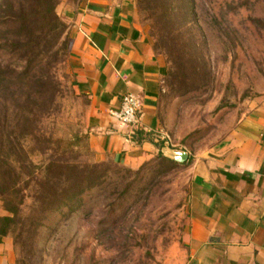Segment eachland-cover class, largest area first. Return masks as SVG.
Returning a JSON list of instances; mask_svg holds the SVG:
<instances>
[{
  "label": "rangeland",
  "instance_id": "obj_1",
  "mask_svg": "<svg viewBox=\"0 0 264 264\" xmlns=\"http://www.w3.org/2000/svg\"><path fill=\"white\" fill-rule=\"evenodd\" d=\"M80 2L57 0L61 24L42 36L26 28L19 33L0 9V36L7 40L0 45V94L15 90L27 98L28 159L101 164L103 173L80 201L68 195L59 205L50 196L39 206L32 181L19 185L14 173L0 169V192H6L0 193V216H13L3 199L19 206L3 236L8 264H180L188 219L185 164L162 154L133 166L99 158L90 145V103L76 86L66 18V9ZM137 9L164 64L161 134L170 148L209 149L264 91V0H144ZM28 38L39 43L32 46ZM14 116L5 120L0 113V148ZM90 171L83 173L97 174L95 167ZM62 175L77 177L67 168ZM52 189L48 183L43 198Z\"/></svg>",
  "mask_w": 264,
  "mask_h": 264
},
{
  "label": "crops",
  "instance_id": "obj_2",
  "mask_svg": "<svg viewBox=\"0 0 264 264\" xmlns=\"http://www.w3.org/2000/svg\"><path fill=\"white\" fill-rule=\"evenodd\" d=\"M136 2L81 0L66 9L76 86L90 103V145L99 158L133 166L184 151L170 148L161 134L164 64L139 22ZM126 93L141 102L133 126L109 114ZM185 152L188 219L180 264H264V91L218 143ZM3 242L0 264H8Z\"/></svg>",
  "mask_w": 264,
  "mask_h": 264
},
{
  "label": "trees",
  "instance_id": "obj_3",
  "mask_svg": "<svg viewBox=\"0 0 264 264\" xmlns=\"http://www.w3.org/2000/svg\"><path fill=\"white\" fill-rule=\"evenodd\" d=\"M136 3L137 7L138 5H144V0H137ZM56 4L57 0H0V9L4 13V18H7L6 21L15 25V27L19 29V33L22 29L24 30V28H26L42 36L45 32L48 33L53 28L58 29V24H61L55 12ZM143 8L148 10L145 6H143ZM1 23L2 22H0V25ZM3 23H5V21H3ZM33 39L31 38L30 40L28 38L27 43L32 44V41L35 45L39 43L36 39ZM6 42L7 40L3 38V36H0V45L6 44ZM6 73L10 74L8 70ZM13 83L14 80H12L11 84ZM1 84H10V82L4 81ZM27 109V98H23V94H18L15 90L9 94H0V113H2L4 119L6 120L13 115L15 116L12 120L17 119L14 122L15 124L8 125L12 129V134L6 133L4 140H2V146L0 148V169H4V172L8 175L14 173L15 181L19 185L22 182L30 183L32 181V198H35V203H39V206L44 204L50 196H52V200L59 203V205L63 204L65 197H68V195L78 196V201H80L81 199L79 196L82 195L83 192L92 188L94 185H100L103 178V173H101L100 170L101 164L100 167L99 165H88L84 161L76 165H69L67 163H63L62 165L59 161H51L47 165H43L42 163L38 165L33 164V162L28 159L29 153L24 149V143L28 134L22 131L25 129L26 120L29 119L28 114L24 113ZM16 129H18L17 132H15ZM158 156L163 155L159 153ZM169 160L179 164L187 163L186 159L182 163L173 159ZM94 167L97 170V174H95V172L91 174L92 178L90 174L83 173H90V170L93 171ZM66 168L76 173L77 177L69 178L68 176H63V169ZM50 171L52 173L51 180L49 175ZM25 178H27V180ZM95 179L99 180V182L96 183ZM89 180H91V182ZM12 183L13 181L11 185ZM48 183H51L53 189L49 196L47 195L46 198H43ZM0 193L1 195H6L5 191H1ZM52 200L49 198V201ZM3 201L5 203V209L9 211L11 215H16L19 211V206L17 204H11L9 200L3 199ZM42 211H44V208H41V212ZM13 216H0V240L1 237L6 236L11 231L14 222Z\"/></svg>",
  "mask_w": 264,
  "mask_h": 264
},
{
  "label": "built area",
  "instance_id": "obj_4",
  "mask_svg": "<svg viewBox=\"0 0 264 264\" xmlns=\"http://www.w3.org/2000/svg\"><path fill=\"white\" fill-rule=\"evenodd\" d=\"M140 107L139 96L134 93H126L122 96L119 108L109 110V114L120 124L133 126L138 122Z\"/></svg>",
  "mask_w": 264,
  "mask_h": 264
},
{
  "label": "water",
  "instance_id": "obj_5",
  "mask_svg": "<svg viewBox=\"0 0 264 264\" xmlns=\"http://www.w3.org/2000/svg\"><path fill=\"white\" fill-rule=\"evenodd\" d=\"M175 156H173V159L178 162H183L186 157L187 153L185 151H174Z\"/></svg>",
  "mask_w": 264,
  "mask_h": 264
}]
</instances>
